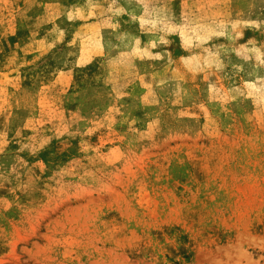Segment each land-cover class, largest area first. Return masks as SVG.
Returning <instances> with one entry per match:
<instances>
[{
  "label": "rangeland",
  "instance_id": "obj_1",
  "mask_svg": "<svg viewBox=\"0 0 264 264\" xmlns=\"http://www.w3.org/2000/svg\"><path fill=\"white\" fill-rule=\"evenodd\" d=\"M0 264H264V0H0Z\"/></svg>",
  "mask_w": 264,
  "mask_h": 264
}]
</instances>
